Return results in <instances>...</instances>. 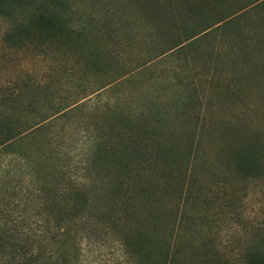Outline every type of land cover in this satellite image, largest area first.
<instances>
[{
	"label": "rangeland",
	"instance_id": "obj_1",
	"mask_svg": "<svg viewBox=\"0 0 264 264\" xmlns=\"http://www.w3.org/2000/svg\"><path fill=\"white\" fill-rule=\"evenodd\" d=\"M3 112L49 118L0 149V211L77 206L48 264L264 255V177L235 164L264 160V0H1Z\"/></svg>",
	"mask_w": 264,
	"mask_h": 264
},
{
	"label": "trees",
	"instance_id": "obj_2",
	"mask_svg": "<svg viewBox=\"0 0 264 264\" xmlns=\"http://www.w3.org/2000/svg\"><path fill=\"white\" fill-rule=\"evenodd\" d=\"M1 1V0H0ZM41 22L51 24L53 17L49 12L40 13L37 16ZM218 23V22H217ZM54 23L52 22L53 26ZM49 117L41 119V121L28 126L27 128H18L17 118L7 114L6 112L0 113V149L9 146L13 141L29 139L33 136V133L41 129L44 125V121H47ZM138 151V150H136ZM264 160L256 162L254 157L244 158L238 156L235 158L236 168L244 173H251L252 175L264 177V172L261 170V165ZM111 181V178H110ZM75 190H77L75 188ZM77 197L78 201L83 200V196L78 191L72 192ZM144 197H147L144 192H139ZM139 196V197H142ZM41 199V200H40ZM84 201V200H83ZM39 207L25 213L21 218H11L7 214H3L0 211V264H48L49 259L52 257L50 254V241H56V249L63 250L64 240L69 236L70 225L67 220L77 215V206L74 204L70 207L71 212L62 213L54 212L51 208H48V197L41 196L36 201ZM80 203V202H79ZM42 206V207H41ZM158 214L152 216L155 221H160L165 211L159 210ZM171 218H176L177 214L173 211ZM124 214V213H123ZM111 214L108 213V217ZM118 217L119 215L116 214ZM28 218L32 221L26 222ZM49 217H53L56 221L51 223ZM120 217V216H119ZM160 224V223H159ZM174 225H172L173 227ZM135 236L133 242H135V248L130 251L137 255H143L144 257L150 256L149 250H146L143 242L142 231L137 230L132 234ZM61 238V240L59 239ZM126 239V237H124ZM170 243L161 245L160 248H156L157 253L161 255L162 261L159 264H168L170 259L169 247ZM63 257V256H62ZM58 257L57 264H65L64 257ZM247 264H264V255H257L256 253H250L246 258Z\"/></svg>",
	"mask_w": 264,
	"mask_h": 264
}]
</instances>
